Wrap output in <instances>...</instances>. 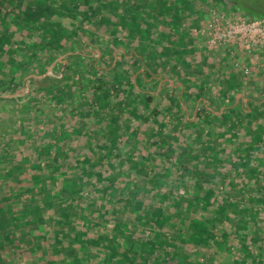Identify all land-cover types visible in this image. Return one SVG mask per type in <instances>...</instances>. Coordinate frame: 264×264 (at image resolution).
<instances>
[{"label":"trees","instance_id":"16d2710c","mask_svg":"<svg viewBox=\"0 0 264 264\" xmlns=\"http://www.w3.org/2000/svg\"><path fill=\"white\" fill-rule=\"evenodd\" d=\"M138 1L0 0V264H264V138L242 128L264 87L236 107L231 89L189 91L174 20L137 26ZM158 33L113 63L112 35Z\"/></svg>","mask_w":264,"mask_h":264},{"label":"crops","instance_id":"0c3cea01","mask_svg":"<svg viewBox=\"0 0 264 264\" xmlns=\"http://www.w3.org/2000/svg\"><path fill=\"white\" fill-rule=\"evenodd\" d=\"M257 1L258 0H255L256 4H257ZM188 2L189 0L183 1L184 4H187ZM251 2H252L251 0H196L195 3L192 2L194 4L191 3V7L197 10L195 12L194 17L191 19L190 18L188 19V15L184 14L183 19H178L179 22L183 24L185 23L186 27L182 25V28L184 29L186 28L188 32H190L191 36H193L192 34L194 33L196 35V40L200 39L199 40L200 45L198 47H196L194 43H192V44H189L185 49L187 50L186 51L187 53H190V54L193 53L195 56L194 58H192L191 56L188 57L189 61L187 62H190L188 66V70H186L185 72V71H181V69H176L175 71V74L177 77H180L183 74L188 75L190 82H192V84L190 85L191 88H188L189 91L196 93L194 86L197 83L198 84L200 83V85L206 84L207 87H209L213 91V94L215 95L217 91H220L221 95H223L222 91L226 92L228 91L227 89H231L233 93L232 106L236 107V105L239 106V103L243 102V94L241 91L243 87L248 86V85H253V84L256 86L258 85V86L264 87V76H262L261 73H259V71L256 72V75L253 76L254 78L253 81L247 80V82H245L244 84V82H240L237 77V75L240 73L235 69L234 70L238 74L235 71H232L233 68L230 65V61L227 57H225L223 51H219V50L208 51L204 47V41L206 38L205 37V22L209 17L210 9L214 7H217V8L222 7L230 15H234V16L237 15L245 19L246 18L247 19L259 18V17L255 18L254 16L250 15V13L246 11L243 12L242 9H239V10L237 9L238 5L240 4L247 5V4H250ZM181 11L185 12L186 10H183L182 8L175 10L176 14L177 13L180 14ZM260 17H264V15H261ZM184 29L178 30V26H177V30L179 33H172V34L176 35L178 39V37H180V34L184 33L185 31ZM177 42L174 45L178 46L179 44ZM178 49H184V48H181V46H178ZM238 57L241 59L243 64H247V65L249 64V66L251 67V72L253 69L257 70V68H259V65H261L264 69V62H263L264 53L261 50H257L255 53L241 52L240 55H238ZM177 64L179 67H181L180 62H177ZM178 66L177 68H179ZM191 67H193L194 71L196 72L195 76L194 75L190 76L189 74L190 73L189 69H191ZM235 79H237L238 81H236ZM165 80H169V79L165 78ZM169 81L172 84V81L171 80ZM160 84H159V88H160ZM179 85L180 83L178 82L173 86L179 87ZM227 85H229L231 88H227ZM199 101L206 103V99L204 98L199 99ZM225 106L226 105H222V108L216 113L219 114Z\"/></svg>","mask_w":264,"mask_h":264},{"label":"rangeland","instance_id":"374dc122","mask_svg":"<svg viewBox=\"0 0 264 264\" xmlns=\"http://www.w3.org/2000/svg\"><path fill=\"white\" fill-rule=\"evenodd\" d=\"M162 1L163 0H139L137 2V7L139 8V10H135L131 13H127L126 15L128 16H131V17H134V21L136 20L137 22H139L137 24V26H140V27H146L147 29H149L150 27L154 29H156V27L159 25V30H161V32L163 33V28H162V20L160 21H156L157 19H155V16L157 17H160V14L163 12V13H167V16L168 17H171L170 19L174 20L173 22L175 23H169L166 21V24L169 25V29L171 30L172 33H179L178 30L179 29H184L182 28V25L185 26V23H178V19H183L184 18V14L188 15V19L190 18H193L194 15H195V12L197 10H195L193 7H191V3L192 2H196V0H189V2L187 4H184L182 0H168V5L166 6H162ZM252 2L250 4H247V5H244V4H240L237 6V9H242V11H246L248 13H250V15L254 16L255 18L256 17H259L261 15H264V0H258L257 1V4L255 3V0H251ZM192 3V4H194ZM191 7V8H190ZM182 8L183 10H186L185 12L181 11L180 12V16L177 17V14L175 12V10H178ZM168 9L169 12H166ZM121 13L118 12L116 15L119 16ZM175 14V15H174ZM131 19V18H130ZM150 20L154 21V23L152 24V22H150ZM159 20V19H158ZM156 27H155V26ZM177 26H178V30H177ZM186 27V26H185ZM184 34H187L184 38L183 37H180V38H176V35H172L174 39L173 40V43L175 44L177 41V43L179 44L178 46H181V48H184L186 49V47L189 45V44H192L194 43V45L196 47H198L200 44H199V40H196V35L193 33H191L193 36L190 35V32H188V30L185 28L184 29ZM111 33V30L108 29V33ZM133 32L135 33L136 31L133 30ZM188 32V33H187ZM195 32V31H194ZM109 33V34H110ZM125 33V32H124ZM112 34V33H111ZM189 34V35H188ZM163 34H159L156 35V41H152L150 42L147 38H144L145 42L143 43L144 46L142 48H137V44L135 43V41H133L134 44H131V41H132V38H130L129 36H126L125 38H127L126 40L123 39V40H120L119 43L118 41H115L116 39V35H112V42L110 40V46H114L113 47V52H112V55L114 56V59H113V63L115 62V55L119 52V49L122 48L128 55V57H130V51H135L137 50L139 52V54L143 53L144 50H146L148 47H152L155 43L156 47L159 48L165 41H164V38L162 37ZM141 36H144V35H141ZM152 36V34L150 35ZM176 38V39H175ZM83 40H87L86 37H83L82 38ZM170 39V37H168V40ZM175 48H178V46L174 45ZM145 47V49H144ZM88 50H93L94 48L93 47H87ZM191 56L192 58H194V54L193 53H182V54H178V56H175L176 58H180L178 59L181 60L183 59V57L186 58V61H189L188 60V57ZM212 56V55H211ZM171 57H174V54H171ZM190 57V58H191ZM213 58V57H212ZM57 60H60L59 58ZM264 62V61H263ZM112 63V64H113ZM187 67H179V68H176V69H181V70H188V66L190 64V62L187 63ZM65 65L62 66V68L64 67ZM154 67H159L158 63H154L153 64ZM61 68V69H62ZM61 69H60V72H61ZM159 69V68H158ZM232 70V69H231ZM131 71H135L134 70V67ZM130 71V72H131ZM190 71V76L191 75H194L196 74V72L194 71L193 67H191V69H189ZM200 71V70H199ZM232 71H235L234 69ZM261 73L262 76H264V69L261 65H259V68H257V70L253 69L252 72H250L247 76H242L240 74H238L236 71V73L238 74L237 77L239 79L240 82H247V80H250V81H253L254 78L253 76L256 75V72ZM138 73V70L136 72L133 73V76L135 78V76L137 75ZM253 74V75H252ZM191 78V77H190ZM236 81H238L237 79H235ZM28 87L27 86H24L23 89L19 90V92H14V93H17L15 95L16 96H21L23 94H26L28 92ZM158 89H159V84H158ZM21 91V92H20ZM14 93H10V92H4L1 94V96H4V97H8V98H12V97H9L11 94H14ZM185 116L188 115V111H186L185 109ZM6 114L4 113V110H0V117H5ZM194 117V114H192L191 116V119ZM244 117V116H243ZM242 117V118H243ZM236 119V118H235ZM246 123V122H245ZM243 130L245 131H249L251 130V132H256L258 135L261 134V138H264V119L263 118H260L259 120H254V121H251L250 122H247V125H243ZM256 130V131H255ZM216 143H218L219 146H227V145H231V141H226V140H222V141H219L217 140ZM233 144H235V146H238V142L237 141H233ZM257 148L255 147H251L250 150H244L243 154L246 152L249 153L247 154L248 156L251 157V155H253L254 152H257ZM252 162H256L257 159H261V161L264 162V154H260L259 157L256 158V156H252ZM177 189L179 191L180 194H183L184 192V187H182L181 185H177ZM244 194H249L247 191L243 192ZM223 250H218L217 251V255L215 256V258H213L212 260V263L209 262V264H221V262L223 261V259L225 258V256H230L231 257V254H233V251L232 250H228V253L227 254H223L222 252ZM26 261L24 260V258H21L20 261L18 262L19 264H26L25 263ZM16 264V261L15 263Z\"/></svg>","mask_w":264,"mask_h":264},{"label":"built area","instance_id":"2783aa9c","mask_svg":"<svg viewBox=\"0 0 264 264\" xmlns=\"http://www.w3.org/2000/svg\"><path fill=\"white\" fill-rule=\"evenodd\" d=\"M205 37L204 47L208 51H223L232 68L247 76L251 67L243 64L238 55L257 50L264 53V17L245 19L214 7L205 22Z\"/></svg>","mask_w":264,"mask_h":264},{"label":"water","instance_id":"95a60500","mask_svg":"<svg viewBox=\"0 0 264 264\" xmlns=\"http://www.w3.org/2000/svg\"><path fill=\"white\" fill-rule=\"evenodd\" d=\"M63 65H66V62L63 63ZM19 92V91H18ZM21 92V91H20ZM17 93L11 94L9 97H14Z\"/></svg>","mask_w":264,"mask_h":264}]
</instances>
